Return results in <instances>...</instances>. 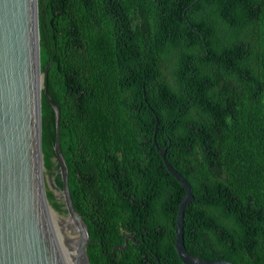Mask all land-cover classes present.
<instances>
[{
    "label": "trees",
    "instance_id": "trees-1",
    "mask_svg": "<svg viewBox=\"0 0 264 264\" xmlns=\"http://www.w3.org/2000/svg\"><path fill=\"white\" fill-rule=\"evenodd\" d=\"M38 21L90 264H182L174 229L185 191L153 144L156 118L155 144L194 197L186 252L264 264V0H38ZM41 111L45 174L60 190L43 93Z\"/></svg>",
    "mask_w": 264,
    "mask_h": 264
},
{
    "label": "water",
    "instance_id": "water-1",
    "mask_svg": "<svg viewBox=\"0 0 264 264\" xmlns=\"http://www.w3.org/2000/svg\"><path fill=\"white\" fill-rule=\"evenodd\" d=\"M49 66L42 72L38 0H0V264H90L86 253L88 231L73 208L60 150V110L43 88V75ZM42 93L56 116L54 152L60 190L54 188L55 180L45 174ZM158 124L156 118L153 144L167 172L185 191L174 229V250L179 260L182 264H233L200 260L186 252L184 211L194 197L189 182L168 163L166 149L160 150L155 144ZM46 188L53 191L57 202L63 203L61 212L51 208ZM128 239L133 240L125 238L121 250L126 249Z\"/></svg>",
    "mask_w": 264,
    "mask_h": 264
},
{
    "label": "bare ground",
    "instance_id": "bare-ground-1",
    "mask_svg": "<svg viewBox=\"0 0 264 264\" xmlns=\"http://www.w3.org/2000/svg\"><path fill=\"white\" fill-rule=\"evenodd\" d=\"M38 86H39V88H41V86H40V82H39V79H38Z\"/></svg>",
    "mask_w": 264,
    "mask_h": 264
},
{
    "label": "flooded vegetation",
    "instance_id": "flooded-vegetation-1",
    "mask_svg": "<svg viewBox=\"0 0 264 264\" xmlns=\"http://www.w3.org/2000/svg\"><path fill=\"white\" fill-rule=\"evenodd\" d=\"M129 237V236H128Z\"/></svg>",
    "mask_w": 264,
    "mask_h": 264
}]
</instances>
